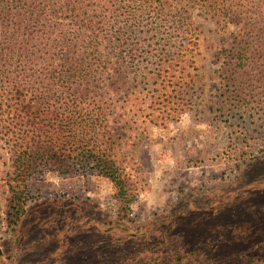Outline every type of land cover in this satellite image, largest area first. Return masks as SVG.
Segmentation results:
<instances>
[{
    "label": "rangeland",
    "instance_id": "374dc122",
    "mask_svg": "<svg viewBox=\"0 0 264 264\" xmlns=\"http://www.w3.org/2000/svg\"><path fill=\"white\" fill-rule=\"evenodd\" d=\"M191 15L200 34L187 92L173 89L183 72L165 89L149 87L159 97L135 117L136 132L108 121L124 140L133 200L121 203L92 172H42L27 182L25 213L10 231L0 181V264H264V87L236 100L226 79L238 28ZM154 47L130 40L118 65L147 74Z\"/></svg>",
    "mask_w": 264,
    "mask_h": 264
},
{
    "label": "trees",
    "instance_id": "16d2710c",
    "mask_svg": "<svg viewBox=\"0 0 264 264\" xmlns=\"http://www.w3.org/2000/svg\"><path fill=\"white\" fill-rule=\"evenodd\" d=\"M192 11L238 28L229 49L236 63L226 79L235 99L241 92L244 100L253 84L264 87V0H0L6 229H17L31 194L27 182L42 172L61 178L92 172L111 182L121 203L133 200L124 140L116 141L108 121L136 132L135 117L159 97L149 87L165 89L183 72L173 89L187 92L200 34ZM130 40L156 46L148 53L157 57L149 73L138 69L130 77L118 65Z\"/></svg>",
    "mask_w": 264,
    "mask_h": 264
}]
</instances>
